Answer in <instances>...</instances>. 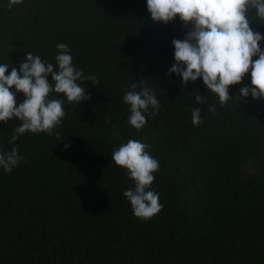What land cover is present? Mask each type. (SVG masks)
<instances>
[{"label":"trees","instance_id":"16d2710c","mask_svg":"<svg viewBox=\"0 0 264 264\" xmlns=\"http://www.w3.org/2000/svg\"><path fill=\"white\" fill-rule=\"evenodd\" d=\"M8 2L0 0L6 74L28 52L58 70L65 43L74 67L100 84L77 81L91 99L68 103L49 75L47 100L65 112L51 134L26 132L13 143L22 122L0 121V154L15 147L23 157L10 173L0 166V264H264V97L240 93L250 71L221 106L202 78L185 86L169 76L172 41L189 29L178 16L153 21L147 0ZM248 15L264 35L255 9ZM133 83L160 101L139 130L123 100ZM23 99L17 93V104ZM194 108L202 118L195 127ZM129 140L159 162L150 190L162 209L150 220L134 216L124 192L135 183L112 160Z\"/></svg>","mask_w":264,"mask_h":264},{"label":"clouds","instance_id":"9594fccd","mask_svg":"<svg viewBox=\"0 0 264 264\" xmlns=\"http://www.w3.org/2000/svg\"><path fill=\"white\" fill-rule=\"evenodd\" d=\"M22 2L9 0L7 7L11 9ZM250 8L255 9L256 16L264 21V0H147V10L153 21L167 24L178 16L189 29L184 39L172 41L175 63L168 70L169 76L172 73L181 76L185 86L202 78L207 89L218 96L223 106L230 99L229 87L242 83L250 71L251 84L241 87L240 93L244 97L251 94L257 100L264 97V49L260 46L264 35L250 27ZM57 49L58 70L31 52L27 53L19 70L13 67L10 74H6L7 64L0 65V121L6 123L15 117L22 122L14 129L10 142L14 143L26 132L51 134L53 128L61 123L65 115L62 102L47 100L53 91L49 75L55 82V92L63 93L68 103L91 99V94L86 93L85 87L77 81L100 84L95 75L85 77L82 70L74 67L67 44L60 43ZM253 57L258 58L253 60ZM131 88L133 90L126 92L123 100L130 105L129 123L139 130L147 123L146 116L157 114L160 101L146 86L135 91L138 85L133 83ZM17 93L24 96L19 104ZM195 99L199 103L205 102L202 95H196ZM200 111V108L192 111L194 127L202 123ZM209 111L215 112V105H210ZM68 147L70 145L65 144V148ZM146 148L147 145L137 140H129L114 150L112 160L127 169L135 183L134 189L124 192L134 216L150 220L162 205L159 195L150 190L159 162L145 151ZM22 159L14 147L10 152L0 154V166L10 173Z\"/></svg>","mask_w":264,"mask_h":264}]
</instances>
